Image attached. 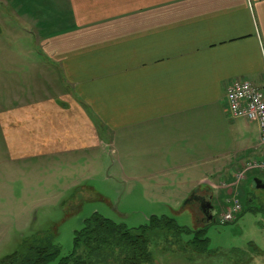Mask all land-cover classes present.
Returning <instances> with one entry per match:
<instances>
[{
  "label": "crops",
  "instance_id": "0c3cea01",
  "mask_svg": "<svg viewBox=\"0 0 264 264\" xmlns=\"http://www.w3.org/2000/svg\"><path fill=\"white\" fill-rule=\"evenodd\" d=\"M236 79L264 91V0H0V160L46 170L119 142L207 227L214 185L259 157L257 124L225 103ZM166 253L154 264H191Z\"/></svg>",
  "mask_w": 264,
  "mask_h": 264
},
{
  "label": "rangeland",
  "instance_id": "374dc122",
  "mask_svg": "<svg viewBox=\"0 0 264 264\" xmlns=\"http://www.w3.org/2000/svg\"><path fill=\"white\" fill-rule=\"evenodd\" d=\"M113 149L116 154L110 156ZM113 149L75 156V163L54 161L46 170L44 165L8 167L0 160V260L19 249L23 238L43 239L44 235L60 247V257L66 256L72 251L74 233L95 213L128 228L147 224L151 216H166L194 229L193 214L183 209L178 197L147 191L143 180L135 179L139 173L131 171L132 165L128 167L122 143ZM255 177L264 181L262 174L253 172L242 182L241 190L240 184L214 185L220 190H214V222L205 234L208 244L205 252L193 256L191 264H240V257L264 254V189H253ZM248 197L252 202H247ZM232 199L239 200L242 212L235 221L222 224L220 215ZM162 242L158 239L151 246L155 260L167 254Z\"/></svg>",
  "mask_w": 264,
  "mask_h": 264
},
{
  "label": "trees",
  "instance_id": "16d2710c",
  "mask_svg": "<svg viewBox=\"0 0 264 264\" xmlns=\"http://www.w3.org/2000/svg\"><path fill=\"white\" fill-rule=\"evenodd\" d=\"M252 200L248 197L247 202ZM205 234L206 227L190 229L166 216H151L147 224L128 228L95 213L74 233L68 255L60 257V247L53 238L30 236L23 238L20 248L1 259L0 264H50L56 260L57 264H154L151 246L158 239L165 244L163 251L187 255L186 259L192 256L193 260V256L205 252ZM184 236L189 239L183 241Z\"/></svg>",
  "mask_w": 264,
  "mask_h": 264
},
{
  "label": "built area",
  "instance_id": "2783aa9c",
  "mask_svg": "<svg viewBox=\"0 0 264 264\" xmlns=\"http://www.w3.org/2000/svg\"><path fill=\"white\" fill-rule=\"evenodd\" d=\"M225 103L232 119L253 122L258 127L259 157L250 161L241 171L236 172L232 184L235 187L244 181L249 171L264 173V91L247 79H236L227 86ZM240 211L239 200L232 199L220 215V223L233 222Z\"/></svg>",
  "mask_w": 264,
  "mask_h": 264
},
{
  "label": "water",
  "instance_id": "95a60500",
  "mask_svg": "<svg viewBox=\"0 0 264 264\" xmlns=\"http://www.w3.org/2000/svg\"><path fill=\"white\" fill-rule=\"evenodd\" d=\"M252 187H253V189H256V190L264 189V184H262V182L258 179H253L252 180ZM209 218H211V215L210 216L208 215V219Z\"/></svg>",
  "mask_w": 264,
  "mask_h": 264
},
{
  "label": "flooded vegetation",
  "instance_id": "af4514ba",
  "mask_svg": "<svg viewBox=\"0 0 264 264\" xmlns=\"http://www.w3.org/2000/svg\"><path fill=\"white\" fill-rule=\"evenodd\" d=\"M207 216H208V214H207ZM208 218V217H207ZM205 220H206V218H204Z\"/></svg>",
  "mask_w": 264,
  "mask_h": 264
}]
</instances>
